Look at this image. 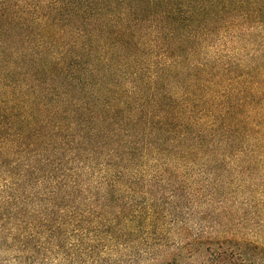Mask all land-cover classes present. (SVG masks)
Returning <instances> with one entry per match:
<instances>
[{
    "label": "trees",
    "instance_id": "1",
    "mask_svg": "<svg viewBox=\"0 0 264 264\" xmlns=\"http://www.w3.org/2000/svg\"><path fill=\"white\" fill-rule=\"evenodd\" d=\"M263 227L264 0H0V264H250Z\"/></svg>",
    "mask_w": 264,
    "mask_h": 264
},
{
    "label": "rangeland",
    "instance_id": "2",
    "mask_svg": "<svg viewBox=\"0 0 264 264\" xmlns=\"http://www.w3.org/2000/svg\"><path fill=\"white\" fill-rule=\"evenodd\" d=\"M189 232L184 234L183 236H187V234L189 235V238H195L198 234H201L204 238H209L211 237L213 234V232H210L212 229H207V225L206 224H201L200 221H195L194 219H192L189 224ZM254 240L257 241L259 244H262L264 246V227L261 231L260 234L255 235ZM264 248V247H263ZM195 257V256H194ZM190 261V263L195 262V264H198L199 262H201V258L196 257ZM8 258V254H4V253H0V263L2 262V260L7 259ZM188 261H186L185 263H187ZM188 263V264H190ZM264 264V257L263 259L261 257L258 258L257 261L252 262L250 264ZM49 264V263H48Z\"/></svg>",
    "mask_w": 264,
    "mask_h": 264
}]
</instances>
